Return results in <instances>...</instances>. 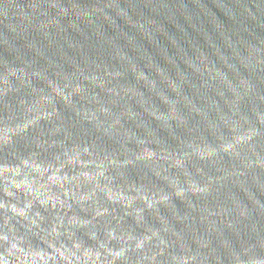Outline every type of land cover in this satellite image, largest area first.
Listing matches in <instances>:
<instances>
[{
    "label": "clouds",
    "instance_id": "1",
    "mask_svg": "<svg viewBox=\"0 0 264 264\" xmlns=\"http://www.w3.org/2000/svg\"><path fill=\"white\" fill-rule=\"evenodd\" d=\"M213 3L264 29V0ZM244 31L205 0H0V264H264V35Z\"/></svg>",
    "mask_w": 264,
    "mask_h": 264
},
{
    "label": "water",
    "instance_id": "2",
    "mask_svg": "<svg viewBox=\"0 0 264 264\" xmlns=\"http://www.w3.org/2000/svg\"><path fill=\"white\" fill-rule=\"evenodd\" d=\"M29 2V0H17V3L19 4H24L26 5ZM80 2L82 4H86V3H91L93 2V0H80ZM249 3H251V0H248ZM205 3L207 4V6L212 9L216 15L219 17L220 22L229 30V31H235V30H239L240 33L242 35H244L246 38L251 39L252 37L249 35L248 32L244 31V28H250L252 29L254 32L260 34V35H264V29H260L257 27L258 22L257 21H253L250 18H247L246 16H237L236 20H233L232 18H230L229 16L225 15V13L223 11H221L219 8L216 7V5L213 3V0H205ZM253 11H256L255 7L253 6ZM15 12V9H13L12 12L9 13L10 16L13 15V13ZM145 12L147 13L148 10L145 9ZM151 14V13H149ZM113 15H115V13H113ZM118 19V23L120 24V27L124 29V31L128 32L129 34L134 33L136 30L132 27H130L129 25H127L123 20ZM133 19H136V14L133 13ZM182 20V18H181ZM206 26L208 27V30L211 32L213 31L212 26L210 24L206 23ZM106 30L108 32V34L110 36H113L116 34V30L108 27L106 25ZM169 30L170 31H175V28H173V26L171 24H169ZM5 32L7 35H12V33L8 32L7 29H5ZM189 32L192 34V36L194 37V39L209 53V55L213 58V59H217V57L214 55V50L209 48V46L207 45V43L205 42V40L203 39L202 36H199L197 33L193 32L191 29H189ZM72 36L74 38H78V39H82V37H79L78 34L76 33H72ZM235 35L233 36V39H235ZM214 39L216 44L221 48V50L223 52L230 53V49H228L222 39L220 38L218 33H214ZM162 42L167 43V41L164 40L163 37H161ZM119 44L124 45L127 47V41L123 38L120 37L117 41ZM142 43H144L145 45H147V41H141ZM19 43L22 45L24 43L23 40H20ZM149 47V49L151 50V46L147 45ZM127 50L131 51L130 48H128ZM69 52L71 53V50H69ZM6 57H8L9 59H11V57L8 55L7 52L4 53ZM218 63H220L218 61ZM222 66V65H221ZM241 71L247 75L248 73L242 68ZM256 75H264V73H257ZM255 78V76L253 77ZM161 135H166V133H161Z\"/></svg>",
    "mask_w": 264,
    "mask_h": 264
}]
</instances>
